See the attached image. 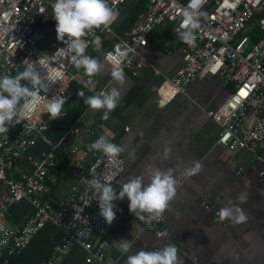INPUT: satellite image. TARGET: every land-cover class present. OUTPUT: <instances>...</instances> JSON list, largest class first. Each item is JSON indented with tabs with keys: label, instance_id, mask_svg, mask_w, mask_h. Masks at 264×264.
Returning a JSON list of instances; mask_svg holds the SVG:
<instances>
[{
	"label": "built area",
	"instance_id": "obj_1",
	"mask_svg": "<svg viewBox=\"0 0 264 264\" xmlns=\"http://www.w3.org/2000/svg\"><path fill=\"white\" fill-rule=\"evenodd\" d=\"M131 1L136 0H107L115 11ZM144 1L146 10L138 14L122 35L114 30L116 15L111 23L84 37L88 43L86 54L94 58L92 49L99 37L113 36V42L104 46L103 60L113 68L119 67L123 73L138 77L145 67L152 66L147 57L140 54V48L149 44L151 33L167 22L172 23L176 32L186 31L181 25L186 16L191 15L197 24L193 29L195 39L192 44L181 45L182 65L171 79L161 83L159 101L187 93L195 79L221 78L232 90L222 105L207 111L219 126L216 144L232 151H248L255 159L264 160L260 152L264 147V0ZM53 3L54 0H0V74L18 71L25 67L23 61L27 59L35 62L42 81L23 121L9 126L8 133H0V190L6 189L0 201V257L4 252L7 256L21 257L39 233L55 226L59 241L51 256L41 264H55L77 247L86 252L85 264H103L110 246L108 234L114 224L131 214L129 201L127 198L114 201L116 219L109 226L100 215L98 195L89 181L99 178L110 183L118 193L122 189L120 178L129 163L121 154L108 158L100 152L93 154L86 147L65 144L68 137L80 133L79 117L70 116L75 87L94 95L104 90L99 88L94 76L81 74L82 68L77 69L72 60L75 52L69 51L61 41L50 52L39 47L48 34L57 36ZM249 29L262 31L251 45ZM153 70L161 74L158 68L153 67ZM54 96L65 100L57 119H52L46 110ZM60 119H67L70 126L66 135L55 141L47 136V131ZM40 138L48 142L49 147L38 154L33 149ZM60 149L67 152L64 165L58 155ZM67 176L74 180L69 193L53 199L52 186ZM23 199L31 204L30 214L23 222L8 221L11 206ZM203 204L206 209L213 208L207 200ZM219 211L215 212L216 219H219ZM142 215L144 219L136 217L142 227L176 246L179 254L181 248L172 239L164 217L149 219L148 214ZM8 263L9 258L4 256L3 264Z\"/></svg>",
	"mask_w": 264,
	"mask_h": 264
},
{
	"label": "crops",
	"instance_id": "obj_2",
	"mask_svg": "<svg viewBox=\"0 0 264 264\" xmlns=\"http://www.w3.org/2000/svg\"><path fill=\"white\" fill-rule=\"evenodd\" d=\"M146 8L144 0L120 5L116 10L115 32L122 35ZM170 26L167 22L157 27L150 35L149 44L140 48V54L146 56L152 66L145 67L138 77L124 73L123 84L112 78L114 68L109 63L95 57L101 64L100 71L94 75L98 86L104 91L117 88L119 106L108 120L92 127L99 111L86 106L78 92L83 90L85 96L94 94L76 86L70 113L79 117L80 133L68 137L65 144L88 148L100 136H105L110 142L121 145L124 148L121 155L129 163L119 181L121 188L130 177H147L150 169H172L176 196L161 215L170 227L172 239L181 248L178 255L183 264H264V160L255 159L248 151H232L216 144L219 126L207 111L222 105L232 90L221 78L195 79L187 93L159 101L161 83L171 79L183 61V39L168 30ZM99 44L98 41L95 51ZM153 67L161 74H156ZM79 71L85 74L83 69ZM48 145L40 138L33 152L39 154ZM165 149H168L167 159ZM58 152L64 160L67 152L63 149ZM260 152L264 157V147ZM193 162H198L200 169L188 176L185 169ZM73 184L72 178L61 180L51 196L55 200L65 197ZM241 194H246L245 202L240 201ZM5 195L3 188L0 201ZM205 200L212 209L204 207ZM224 207H239L248 219L239 224L216 219V210ZM30 212V202L23 199L11 206L8 221L23 222ZM59 235L57 227H47L24 251L19 262L41 264L51 256ZM108 238L110 246L103 264H126L127 257L141 249L153 251L168 244L144 229L132 214L114 224ZM121 239L132 245L129 252L121 250ZM85 255V250L77 247L55 264H85Z\"/></svg>",
	"mask_w": 264,
	"mask_h": 264
},
{
	"label": "clouds",
	"instance_id": "obj_3",
	"mask_svg": "<svg viewBox=\"0 0 264 264\" xmlns=\"http://www.w3.org/2000/svg\"><path fill=\"white\" fill-rule=\"evenodd\" d=\"M51 9L56 21L57 39L65 44L69 51L75 52L72 57L74 66L77 69L82 68L89 77L96 75L101 69V64L98 59L86 54L88 43L84 37L111 23L116 18V11L108 5L107 0H54ZM181 27L186 31L177 30L179 36L186 43L192 44L195 39L193 29L197 27L193 17L187 15ZM23 64L24 70L15 76L9 73L0 74V133H8L9 126L23 121L25 111L36 100L38 86H42L41 75L36 70L35 62L25 59ZM111 76L120 84L124 83L125 76L119 67L113 69ZM21 81H28L32 87L22 84ZM78 95L90 109L103 110V120H108L110 114L119 106L120 92L117 88L89 96H85L84 91L80 90ZM64 103V98L60 96L49 100L46 110L52 119L59 118ZM87 147L89 151L100 152L108 158L118 157L124 152L121 145L110 142L105 136H100ZM167 157L168 149H165L164 158ZM199 169L200 164L193 162L191 167L185 169V174L195 175ZM89 185L98 195L100 215L109 226L116 219V200L127 198L130 213L139 219H144L142 214L145 213L149 219H158L176 196V180L172 169H150L147 177H130L118 193L110 183L102 182L99 178L91 179ZM239 199L245 202L246 194H241ZM218 215L221 221L229 219L236 224L244 223L248 219L239 207H224ZM119 244L121 250L126 253L132 247L126 239L119 240ZM126 264H183V260L179 257L176 246L166 244L158 250L141 249L129 255Z\"/></svg>",
	"mask_w": 264,
	"mask_h": 264
},
{
	"label": "trees",
	"instance_id": "obj_4",
	"mask_svg": "<svg viewBox=\"0 0 264 264\" xmlns=\"http://www.w3.org/2000/svg\"><path fill=\"white\" fill-rule=\"evenodd\" d=\"M168 30H170L171 32H173L174 35L178 34V32L175 31L172 23H171V26L168 28ZM115 38L114 37H109V36H105V35H101L99 37V39L96 41V44L97 42L99 41V45L97 46V51H95L94 49H92V52L94 54V58H103V53H104V46L106 45L107 42H113ZM185 41L183 40L182 41V44L184 43ZM25 67H21L18 71H13L11 72L10 74L15 76L18 72L20 71H23ZM22 84H26L27 86H29V82L28 81H21ZM102 115H103V110H100L98 115H97V118H96V122L93 124L92 127H95L96 125L102 123L104 120L102 119ZM70 116H71V113H70ZM72 118L76 117L75 114H73V116H71ZM69 126H70V123L68 122L67 119H60L58 120L57 122L53 123L50 128L48 129L47 131V135L49 137H51L52 140H55V141H58L60 140L61 138H63L68 129H69ZM59 154V152H58ZM59 157H60V154H59ZM65 158L61 164L64 165L67 163V156L63 157ZM62 170V169H61ZM62 172V171H61ZM68 177V176H67ZM66 177V178H67ZM70 178V177H68ZM65 179V178H64ZM63 180V179H60L58 181V184L60 183V181ZM57 185H53L52 186V191H51V195H52V192L53 190L56 188ZM8 257L9 258V263L8 264H22V262H19V258H14L13 256H7V252H4L3 253V256L0 257V264H3V257Z\"/></svg>",
	"mask_w": 264,
	"mask_h": 264
},
{
	"label": "rangeland",
	"instance_id": "obj_5",
	"mask_svg": "<svg viewBox=\"0 0 264 264\" xmlns=\"http://www.w3.org/2000/svg\"><path fill=\"white\" fill-rule=\"evenodd\" d=\"M261 34L262 31L260 29H249L248 32V36L250 38L249 45H251ZM60 43L61 42L57 39L56 34L51 33L45 36V38L40 41L39 47L41 48V50L45 52H50L55 50L60 45Z\"/></svg>",
	"mask_w": 264,
	"mask_h": 264
}]
</instances>
